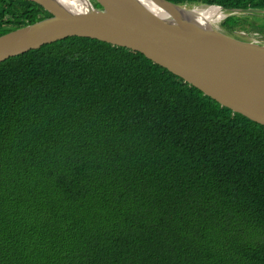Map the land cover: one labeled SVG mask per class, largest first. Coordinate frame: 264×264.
<instances>
[{"label":"trees","instance_id":"obj_1","mask_svg":"<svg viewBox=\"0 0 264 264\" xmlns=\"http://www.w3.org/2000/svg\"><path fill=\"white\" fill-rule=\"evenodd\" d=\"M51 15L0 0V35ZM0 264H264V125L94 38L0 62Z\"/></svg>","mask_w":264,"mask_h":264},{"label":"water","instance_id":"obj_2","mask_svg":"<svg viewBox=\"0 0 264 264\" xmlns=\"http://www.w3.org/2000/svg\"><path fill=\"white\" fill-rule=\"evenodd\" d=\"M29 1L52 15L0 35V62L67 37L94 38L143 53L221 106L264 125V45L201 23L190 14L200 4L87 0L78 8L65 7L57 0ZM146 2L163 15L153 14ZM210 6L227 11V17L264 16V9L259 8Z\"/></svg>","mask_w":264,"mask_h":264},{"label":"bare ground","instance_id":"obj_3","mask_svg":"<svg viewBox=\"0 0 264 264\" xmlns=\"http://www.w3.org/2000/svg\"><path fill=\"white\" fill-rule=\"evenodd\" d=\"M61 5L65 7H72L76 6L78 8H82L83 4H87V0H57ZM148 7L150 8V11L153 14L163 15V12H161L156 7L152 6L148 2H146ZM76 4V5H74ZM145 4V3H144ZM190 14L195 18L198 19L201 23H211L215 26H219L222 19L226 17L227 15L216 6H210L206 4L196 5L191 11Z\"/></svg>","mask_w":264,"mask_h":264},{"label":"rangeland","instance_id":"obj_4","mask_svg":"<svg viewBox=\"0 0 264 264\" xmlns=\"http://www.w3.org/2000/svg\"><path fill=\"white\" fill-rule=\"evenodd\" d=\"M94 1V0H92ZM201 4H204V3H201ZM200 4V5H201ZM194 5H190L189 7H192ZM224 13L227 15V11H224ZM227 18L224 17L220 23V27L222 29H224V27L222 26V23L223 21ZM249 20L251 22H254L255 25H257L256 27H261L260 29H254L253 26L251 25H248L246 28H237L234 33L235 34H238L239 37L237 38H240V39H244V40H250V37H252L254 34H257L259 35V37L263 38L264 39V28L260 25V24H264V16H260V15H257V14H251L250 17H249ZM226 31V29H224Z\"/></svg>","mask_w":264,"mask_h":264},{"label":"built area","instance_id":"obj_5","mask_svg":"<svg viewBox=\"0 0 264 264\" xmlns=\"http://www.w3.org/2000/svg\"><path fill=\"white\" fill-rule=\"evenodd\" d=\"M247 41H250V42L256 43V44H260V45H264V39L259 37V35H257V34H254L252 37H250V40H247Z\"/></svg>","mask_w":264,"mask_h":264},{"label":"flooded vegetation","instance_id":"obj_6","mask_svg":"<svg viewBox=\"0 0 264 264\" xmlns=\"http://www.w3.org/2000/svg\"><path fill=\"white\" fill-rule=\"evenodd\" d=\"M232 35H234L235 37H239V35L238 34H235L234 32L232 33Z\"/></svg>","mask_w":264,"mask_h":264}]
</instances>
